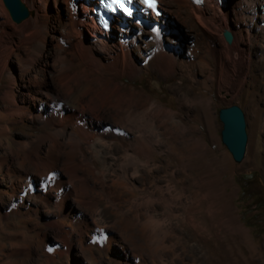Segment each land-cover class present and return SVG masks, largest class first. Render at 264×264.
Listing matches in <instances>:
<instances>
[{"label":"rangeland","instance_id":"1","mask_svg":"<svg viewBox=\"0 0 264 264\" xmlns=\"http://www.w3.org/2000/svg\"><path fill=\"white\" fill-rule=\"evenodd\" d=\"M234 1L236 0H230L228 3L231 10V2ZM58 2L51 0V5L49 3L50 15L54 14L53 6ZM173 6H170L173 12L172 26L166 25L168 31L162 36L164 46L175 49L178 63L172 71L167 67L160 72L156 69V58L151 57L154 55L153 42L147 30L143 31V37L139 36L136 40L140 44L139 50H135L137 45L132 47L134 65L139 67V71L137 69L138 72L133 76L123 74L119 79H114L110 72L94 71L88 66L90 64L81 63V58L74 52L72 39L61 47L63 50L60 49L64 58L72 62V69H85L84 77L93 86L89 96L93 98V102L89 107L93 105L98 108L96 112L100 118L99 125L97 122L95 127L99 131H108L102 142L97 141L96 145L102 149V153L106 152V145H109L112 158L103 159L100 154L94 159V167L107 174L105 176L108 184L116 190L121 189L117 176L124 168L128 175H132L131 181L138 188L143 185L148 192H153V209L148 211L149 214L154 213L153 218H160L165 203L172 200L171 197L166 198V184L174 187L176 192H171L173 196L179 195L180 199L173 200L171 205L177 214L183 213V216H187L185 207L193 208L197 201L204 204L201 211L207 213L206 206L211 204L219 219L229 218V225L234 227L233 234L236 233V227L241 231L240 236L233 237L231 244L227 243L234 258L237 253L243 256L246 264H264V205L261 204H264V0H245L239 6L234 5L235 11L237 10L235 18L246 30V61L250 66L247 77L243 80L245 83L241 86L235 85L238 78L237 70L234 69L235 73L232 71L234 65L229 69L225 68L227 64H223V61L216 57L215 51L218 47L209 48L203 32L186 15V10L182 7L176 10ZM206 6H212L211 2L206 0L203 7ZM63 10L62 13L66 15L64 6ZM129 26H133L134 30L137 28L133 24ZM111 33V37L117 38L121 33L119 26L112 24ZM221 34L222 36L219 31L216 33L217 38L220 36V44L223 39V33ZM22 42L20 39L18 45L13 47L5 66L3 61L4 70L0 73V264H202L199 259L198 262L191 260L192 253H189L188 247L194 243L188 242L184 246L180 239L168 233L166 227L161 230L165 235L164 246L173 243L181 260L168 249L155 247L154 243L146 240L147 233L140 230L143 220L135 221L132 217L135 211L132 203L139 204V208L143 209L144 205L141 203L148 199L145 195L121 192L117 202H120L123 208L132 207L125 217L114 213L106 204L97 192L98 184L90 173L87 178L95 186L96 193L82 189L81 183L78 184L76 179L70 183L72 187H65L63 184L61 188L58 186V189L57 185L40 176L44 170L40 165L41 161L37 159L22 161L21 167V154L17 155L21 152L20 146L29 144L31 139L36 140L43 133L45 125V120L36 116L38 98H44L42 93L46 91L57 93L59 98L66 97V90L59 85L55 75L49 74L48 70L41 67L44 60L41 55L48 49L55 50L53 43L48 40L45 50L35 58L32 57V47L21 45ZM144 42L147 43L145 48ZM201 59L205 60L207 66L200 64ZM112 69L114 70V66ZM222 71L220 79H206L209 73L215 75ZM190 73H195L194 79ZM108 78L112 79L111 82L115 80L118 83L117 91H109L113 84L105 83ZM84 101H88V98H84ZM12 102L17 105L15 112L13 109L8 111ZM149 102H156L163 109L171 110L175 120L181 123L176 127L171 122L163 123L159 118L153 117L154 134H163L160 142L153 147V163H148L150 167L154 165L151 170L157 171L154 172L157 180L155 179L153 184L145 168L140 166L138 173L132 174V167L124 165L123 150L117 142L112 141L111 135L114 134V129H122L129 135L128 133L135 132L137 127L140 128L141 121L138 118L133 116L126 119L124 108L129 106L133 115L140 116ZM232 105L242 110L246 124L247 143L240 163L232 160L220 137L222 125L218 119V111ZM84 114L91 117L88 108L84 109ZM78 117H81V113ZM177 157H180L181 164L177 162ZM190 160H193L194 165L191 170L195 171L198 167L199 171L195 174L194 182L191 181L192 185L194 183L193 188L199 191L198 194L194 189L186 190L185 187L188 182L184 179L187 175L186 165ZM18 161L20 164H17ZM110 161L114 165L109 166ZM85 167H78L75 163L71 166L65 161L63 166H60L61 171L59 168L58 170L61 179L66 181L75 168L80 176L81 169L86 172ZM67 168L69 171L72 169L70 176ZM7 172L9 176L6 175ZM156 185L162 187L165 201L157 196ZM81 199L85 200L84 204L87 200L89 203L84 205ZM90 201H94V205ZM193 210L197 211V208ZM170 221L175 223L173 218H170ZM158 223L161 224V221L158 220ZM154 253H157L153 255L156 260L151 257ZM156 261L158 262L155 263Z\"/></svg>","mask_w":264,"mask_h":264},{"label":"bare ground","instance_id":"2","mask_svg":"<svg viewBox=\"0 0 264 264\" xmlns=\"http://www.w3.org/2000/svg\"><path fill=\"white\" fill-rule=\"evenodd\" d=\"M20 1L28 10L29 16L25 20L16 24L11 20L7 10L5 9L3 0H0V73H2V70H4V66L7 63V58L9 57L10 53H12L13 47L18 45L20 39L25 42L24 44L23 42L22 44L20 43L21 45L26 44L32 47V57L35 58H38V55H40L43 49L45 50V43L49 40L51 41V44L53 43L52 45L55 50L48 49L45 54L41 55L44 57V60L42 62L43 64L41 65V67L44 70H48L47 72H49V74L55 75L59 85L64 87V89L66 90L65 98H59L56 96L57 93L55 94V92L53 91L49 92L46 90V92L42 93L44 95V98H38V114L36 116H39V118H43L45 120V125H43V133H41L36 138V140L31 139L32 141L29 144H23L20 146L19 150L21 152L17 153V155L21 154V167L23 166L22 161L29 162L32 159H37L41 161L40 165L42 167V170H44L41 175L40 173L39 175L44 180L48 179L50 183L57 185L56 187H60L63 184L65 185V187H69V185L71 186L70 183L73 181V179H76V181L78 180V184L81 183L82 189L84 188L88 191H95V186L91 184L87 178V174L90 173L89 175H91L96 184H98L99 189L97 190V192L101 194L106 204L114 213H119V215L121 214V216H125L129 212V209L133 207V209L135 210L132 213L133 220H143V222L141 223L140 230L142 229L144 233H147L148 239L146 240L154 243V245H156L155 247H160V249H168V251L175 255V257L179 260H181L180 255L176 254V250L174 249L173 243L168 244L167 247L164 246L165 235L161 232L163 227H166L169 234H173L175 238L180 239L184 246H186L188 242L194 243V245L188 247L189 253H192V261L198 262L199 259L202 264H246V261L242 255L236 253V258H234L231 247L227 245V243L231 244L234 241L233 237L241 235L240 229L236 227V233L233 234L232 229H234V227L229 225L231 223L229 218L219 219L217 216V211H214L211 204H208L206 206L207 213H203L201 211L202 206H204V204L200 201H197L195 206H193V208H197V211L193 210V208L187 209L185 207L184 212H186L187 216H183V213L177 214L173 211L171 205L173 204V200L180 199L178 197L179 195L173 196L171 192L173 194L174 192H176L174 191V187L166 184L164 186L165 195H167L166 198L169 199V197H171L172 200L169 203H165L164 210L163 213H161L160 218H153L154 213L149 214V209H153V207L151 206L152 201H155L152 200L153 192H148V190L143 185L141 188H138L137 185L133 181H131L132 175H128L125 171L126 169H121V171H119L120 174L117 176V179L120 180V183H118V185L121 186L120 190H116L115 188H112L111 184H108L107 178L105 176L107 174L103 170H98L97 167L96 170V168L94 167V159H96V156L101 154L103 159H109L112 157L109 154L111 152V148L109 145H106V152L103 153L101 151L102 149L96 145L97 141L102 142L103 137L108 134V131L106 132V130L102 128H100L102 130L99 131L95 127L97 122L99 125L100 118L98 117V114L96 112V109L98 108H95L93 105H90L89 107V104H92L93 102V98L89 97L91 89H93L92 83L85 79V69L82 68L80 71H75L74 69H72V62L66 60L60 50L64 47L65 43L70 42V40L72 39L74 52L81 58V63L86 62L90 64L88 66L91 67L94 71L99 72L105 70L107 72H110L113 75L112 77L114 79H119L120 77H122L123 74L133 76L135 75V72L139 71V67H136V65H134V60L132 57L133 55L131 52L133 49L132 47L133 45L134 47L135 45H137L135 50H139L140 44L136 40L139 36L143 37V31L147 30L150 33L152 42L154 44H152V47L154 49V57H151L152 59L156 58V63L154 64L157 65L156 69L158 68V72H160L161 69L167 67L172 71L175 65L178 63L177 58H175V49H169V47H165L163 43L165 41H163L162 36L168 31L166 25L172 26L171 21L173 20V12L170 6L174 5L173 7H175L176 10H179L180 7L186 10V15L189 16L190 19H192V21H194V23H196L203 32V35L210 46L209 48L213 49L218 47L217 50L215 49V54L218 60L223 61V64H227L225 68L229 69L230 66L232 67V65H234L232 71L234 72V69L237 70L236 73L238 78L235 85L240 84L241 86L246 74L248 73V68L250 66L246 61V56L248 54V50L246 51L245 48L246 30L243 28V24H239L238 19L236 20L235 18L237 10L235 11L236 8L234 7V5L236 4L237 6H239L241 2L245 0H236L234 2H231L233 7L232 10L231 7H228V3L230 2V0H227L228 2L224 4L218 3L215 0H207L208 2H211L212 6L206 7H203L206 0L200 7L193 5L190 0H160V5L162 6L163 10V19L158 25H136L137 28L134 27L135 30L133 29V26H129L124 30H121L119 28L121 33L117 38L111 37L112 33L104 34L101 32V30L97 27L93 16L91 15V3H89L88 5V3L84 0H53L54 2H59L58 4L56 3L57 5L55 4L53 6L55 12L52 15H50L48 11L49 3L51 5V0ZM170 2H172L173 5H171ZM63 6L65 7L66 15L62 13L64 12ZM128 23L131 24V22L129 21ZM218 31L220 33V36H222L221 33H224L225 31L230 33L232 37L231 43L228 44L223 37L226 43H224L223 39H221L222 44H220L218 40L220 36L218 38L216 37V33ZM143 46L145 48L147 46V43L144 42ZM3 61L4 66L2 65ZM204 61L205 60L201 59L200 64L207 66V63ZM191 62L193 63V60ZM113 66L114 70L112 69ZM223 71L222 73H216L215 75L209 73L206 79L209 81H214L215 79L217 80V78L220 79L222 77ZM190 76L192 79H194L195 73H190ZM97 81H99V79H97ZM111 81L112 79L108 78L107 80H105V83L109 84ZM111 83L113 84V86L112 88H109V91H117V89L119 88L118 83L115 80H113V82ZM105 88L108 87L105 86ZM237 88L240 87L237 86ZM84 98H88V101H84ZM102 104L103 103H101V105ZM85 108L89 109L91 117H86V115L84 114ZM12 109H17V105L14 102H12L8 111L10 112ZM46 109L48 110L46 111ZM15 111L17 110H14V112ZM132 112L129 111V106L124 108L126 119L128 120L130 119V117L133 116L138 118L141 121V127H137L136 131L133 133H128L130 136L127 135V133L124 132L122 129H114L112 131L114 134L110 133L113 137L112 141L117 142L119 144V147L123 150V163L124 165L126 164L132 167V174L138 173L137 170L141 166V168L146 169V172L150 177V181H152L151 183L153 184L154 182H156L155 179L157 178V175L154 174L156 170H151L154 165L152 164L153 166L150 167L148 163H153V147H155V145H157L163 138L161 137L163 134L161 136H159V134H154L155 129H153V117L159 118L160 121H162L163 123L171 122L173 123V126L176 127L179 126L181 123L180 121L175 120V117L171 110L163 109L156 102H149L148 106L145 107L143 115H133ZM79 113H81V117H78ZM65 161H68L69 165L71 166H74V163L78 167L86 166L87 168H85L87 170L85 172V169H81L80 176H78L77 168H75L73 172L72 169L71 171H69V169L67 168V171H69V176L70 172H72V174L70 177H67L68 180L63 181L59 174V170L60 166H63ZM120 161L122 162V160ZM192 161L193 160H190L189 163L186 165L187 175L184 176V179L188 181L185 186L187 188L186 190H191L195 188H193L194 183L192 185L191 181L194 182V179L196 178L195 174L199 173L198 167H196L197 169L193 168L196 169V172L191 170V167L194 166L192 165ZM177 162L181 164L180 157H177ZM116 163L117 161L115 162V165ZM17 164H20V161H18ZM112 164V161H110L108 165L112 166ZM32 166L34 167V165ZM118 166L122 167V165ZM106 168L107 167H105V169ZM8 173L9 172H7L6 175H8ZM51 174L52 176H49ZM10 180L12 181V179ZM112 184H114L115 187V183L112 182ZM156 189L158 190L157 196L165 201L166 198L164 196L162 187L156 185ZM194 190L195 192H197V194L199 193V191H197L196 189ZM126 191L129 192L131 195L134 193H138L140 194V196L145 195V198L148 199L141 203L142 205H144V208L141 209L139 208V204L133 205V203L131 208L121 207V203L117 201L119 196L121 195V192ZM81 192L80 195H82ZM150 195L151 198H149ZM81 201L83 200L81 199ZM84 201L82 202V204L85 203ZM90 202L93 203L94 201ZM87 203H89V200H87L86 204ZM91 208L92 207H90V209ZM170 218H173L175 220V223H172L170 221ZM158 220L161 221V224L158 223ZM60 222L61 220L59 221V223ZM150 242L146 243L148 245H151ZM156 254L154 253L151 255V257H153V259L155 260L156 258H154L153 255ZM157 262L158 261H156L155 263Z\"/></svg>","mask_w":264,"mask_h":264},{"label":"water","instance_id":"3","mask_svg":"<svg viewBox=\"0 0 264 264\" xmlns=\"http://www.w3.org/2000/svg\"><path fill=\"white\" fill-rule=\"evenodd\" d=\"M226 2L227 0L224 3ZM3 4L14 23H20L28 18L29 12L20 0H3ZM223 37L228 44L231 43L232 37L230 33L225 31ZM218 119L222 125L220 132L221 143L231 155L232 160L235 163H240L247 143L244 114L238 106L232 105L220 109L218 111Z\"/></svg>","mask_w":264,"mask_h":264},{"label":"snow or ice","instance_id":"4","mask_svg":"<svg viewBox=\"0 0 264 264\" xmlns=\"http://www.w3.org/2000/svg\"><path fill=\"white\" fill-rule=\"evenodd\" d=\"M128 2L130 3L131 0H128ZM112 3L115 4L117 7L123 9L125 11V14H127V9L124 8V5L123 3L120 2V0H112ZM141 3H143L146 7L155 11V8H156L155 0H141Z\"/></svg>","mask_w":264,"mask_h":264},{"label":"trees","instance_id":"5","mask_svg":"<svg viewBox=\"0 0 264 264\" xmlns=\"http://www.w3.org/2000/svg\"><path fill=\"white\" fill-rule=\"evenodd\" d=\"M111 32H112V29H111ZM262 204V206L264 205L263 203H261Z\"/></svg>","mask_w":264,"mask_h":264}]
</instances>
